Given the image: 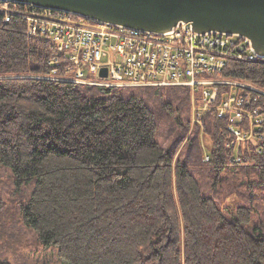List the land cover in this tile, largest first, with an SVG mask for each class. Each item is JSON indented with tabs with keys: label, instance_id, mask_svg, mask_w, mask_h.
I'll list each match as a JSON object with an SVG mask.
<instances>
[{
	"label": "trees",
	"instance_id": "1",
	"mask_svg": "<svg viewBox=\"0 0 264 264\" xmlns=\"http://www.w3.org/2000/svg\"><path fill=\"white\" fill-rule=\"evenodd\" d=\"M53 50L0 11V170L16 185L0 192V264L53 249L66 264H264V118L238 144L214 108L191 122L189 87L50 78ZM222 75L264 89V57Z\"/></svg>",
	"mask_w": 264,
	"mask_h": 264
},
{
	"label": "built area",
	"instance_id": "2",
	"mask_svg": "<svg viewBox=\"0 0 264 264\" xmlns=\"http://www.w3.org/2000/svg\"><path fill=\"white\" fill-rule=\"evenodd\" d=\"M0 11L5 20L14 13L20 15L29 34L53 42L54 52L48 60L53 78L59 75L63 80L103 86L189 87L193 113L216 109L228 119V129L238 144L251 140L254 127L263 121L256 93L264 94V89L222 75L230 60L262 57L244 36L199 32L183 21L164 32L143 31L25 3L0 2ZM102 68L106 76L100 74ZM220 85L231 89L223 91L216 104ZM196 93L200 104L195 103Z\"/></svg>",
	"mask_w": 264,
	"mask_h": 264
},
{
	"label": "water",
	"instance_id": "3",
	"mask_svg": "<svg viewBox=\"0 0 264 264\" xmlns=\"http://www.w3.org/2000/svg\"><path fill=\"white\" fill-rule=\"evenodd\" d=\"M64 10L86 19L164 32L188 22L199 32L246 37L264 57V0H0ZM100 74L106 76V69Z\"/></svg>",
	"mask_w": 264,
	"mask_h": 264
},
{
	"label": "rangeland",
	"instance_id": "4",
	"mask_svg": "<svg viewBox=\"0 0 264 264\" xmlns=\"http://www.w3.org/2000/svg\"><path fill=\"white\" fill-rule=\"evenodd\" d=\"M53 52L54 50L52 51V53ZM48 77L53 78L54 76L51 74ZM55 79L63 80L62 77L59 75H55ZM204 111L205 110H201L200 115H198V111L195 110L193 113V107H191V122L194 121L193 117H198L200 119ZM170 123L171 121L167 117L161 122L157 137V140L159 142L164 143V136L167 134V129L170 127ZM202 137H203L202 143L204 146V158L207 159L209 157L210 142L207 137L205 136ZM209 179H210L209 170L203 168L202 175L200 176V182L203 184V188L206 191H210ZM15 188L16 185L14 184L12 174L8 169L2 168V170H0V192L6 194L11 190H15ZM31 188H32V184L21 186L20 192L22 194L27 195L30 192ZM25 195H22V197H24ZM261 229L264 234V220L262 222ZM51 249L53 248L51 247ZM26 251H24L23 253L17 256L18 264H66L55 255L54 249L49 250L47 252H42L37 250V253H28ZM4 258H6L7 260L13 263L12 256L8 255V256H4Z\"/></svg>",
	"mask_w": 264,
	"mask_h": 264
}]
</instances>
